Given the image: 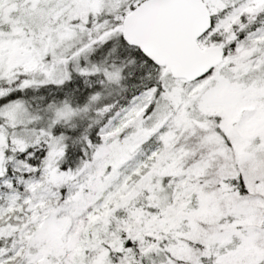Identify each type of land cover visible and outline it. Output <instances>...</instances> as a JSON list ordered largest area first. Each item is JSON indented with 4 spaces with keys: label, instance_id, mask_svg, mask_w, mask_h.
<instances>
[{
    "label": "snow or ice",
    "instance_id": "1",
    "mask_svg": "<svg viewBox=\"0 0 264 264\" xmlns=\"http://www.w3.org/2000/svg\"><path fill=\"white\" fill-rule=\"evenodd\" d=\"M0 264H264V0H0Z\"/></svg>",
    "mask_w": 264,
    "mask_h": 264
}]
</instances>
